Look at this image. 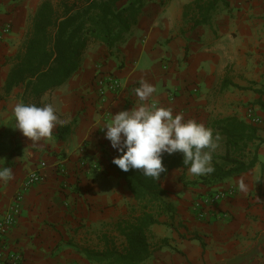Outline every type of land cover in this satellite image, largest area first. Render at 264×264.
I'll return each mask as SVG.
<instances>
[{
  "label": "crops",
  "instance_id": "1",
  "mask_svg": "<svg viewBox=\"0 0 264 264\" xmlns=\"http://www.w3.org/2000/svg\"><path fill=\"white\" fill-rule=\"evenodd\" d=\"M45 1L0 0V32L7 24L12 27L0 42V141L10 138L16 144L0 162L14 174L11 181H0V220L25 178L45 163L43 181L24 195L5 248L22 254L26 264H91L78 249L104 250L107 242L124 246L117 225L136 207L112 165L121 153L105 138L103 128L115 114L157 104L206 127L236 116L253 124L264 141L259 104H264V0H226L197 28L184 19L185 7L195 0H144L137 23L120 45L112 50L92 45L80 69L41 98L40 107L52 104L68 123L58 124L50 139L33 143L16 129L14 107L21 103L22 89L7 93L6 87ZM100 72L116 75L121 90L101 97L95 79ZM141 82L156 88L147 101L135 92ZM263 167L264 143L251 171L213 187H185L196 178L186 169L162 177L165 199L175 208L174 225L151 228L150 242L160 249L145 264H264ZM232 188L236 193L216 206L205 203Z\"/></svg>",
  "mask_w": 264,
  "mask_h": 264
},
{
  "label": "trees",
  "instance_id": "2",
  "mask_svg": "<svg viewBox=\"0 0 264 264\" xmlns=\"http://www.w3.org/2000/svg\"><path fill=\"white\" fill-rule=\"evenodd\" d=\"M122 1L43 2L11 69L6 92L21 87L20 101L40 107L39 102L46 93L63 86L80 69L84 55L92 45H104L109 50L120 45L137 23L144 5V0H132L129 5L121 6ZM220 3L225 4L226 0H195L185 7V22L193 23V28L206 24ZM259 104L264 108L262 102ZM208 128L221 137L212 153L215 171L196 176L195 180L185 182V187H213L251 171L258 163V151L264 141L253 124L230 116L214 120ZM220 144L223 153L218 152ZM183 160L180 152L165 153L163 163L167 172L162 173L161 178L174 169L187 170ZM112 165L126 182L137 205L130 218L117 225L124 246L107 242L104 250L78 249V252L91 264H145L160 249L150 242L151 228L174 225L175 208L166 201V192L159 181L144 176L142 170L125 172L114 163ZM163 217L169 218L166 223L161 222Z\"/></svg>",
  "mask_w": 264,
  "mask_h": 264
},
{
  "label": "clouds",
  "instance_id": "3",
  "mask_svg": "<svg viewBox=\"0 0 264 264\" xmlns=\"http://www.w3.org/2000/svg\"><path fill=\"white\" fill-rule=\"evenodd\" d=\"M156 88L141 82L135 89L141 101H147ZM16 129L33 143L50 139L58 124H67L61 119L52 104L38 107L34 104L18 103L14 107ZM105 138L121 155L113 163L122 171L142 170V174L157 181L167 172L163 163L165 153L183 154L187 171L194 176L211 174L215 171L212 153L217 149L220 134L196 120H185L182 115H173L171 108L142 104L131 110L115 114L106 127ZM14 178L10 167L0 168V181ZM241 190H246L243 182Z\"/></svg>",
  "mask_w": 264,
  "mask_h": 264
},
{
  "label": "built area",
  "instance_id": "4",
  "mask_svg": "<svg viewBox=\"0 0 264 264\" xmlns=\"http://www.w3.org/2000/svg\"><path fill=\"white\" fill-rule=\"evenodd\" d=\"M11 25H5L0 32V42H2L6 36L11 33ZM96 87L101 97H104L106 93H117L121 90L122 84L120 79L113 74L109 73H97L96 74ZM157 106V104H154ZM252 110V109H251ZM258 120L253 118V122L256 123ZM46 167L45 163H41L35 172L30 173L23 181L22 187L15 195V203L9 212L0 220V264H26L22 254L14 251H7L5 248V240L8 234L17 225L18 218L21 214V203L24 195L37 183L43 181L42 170ZM60 173H66L65 168L60 169ZM235 189L230 191H224L216 193L207 198L205 203L210 206H216L220 201L234 195Z\"/></svg>",
  "mask_w": 264,
  "mask_h": 264
},
{
  "label": "rangeland",
  "instance_id": "5",
  "mask_svg": "<svg viewBox=\"0 0 264 264\" xmlns=\"http://www.w3.org/2000/svg\"><path fill=\"white\" fill-rule=\"evenodd\" d=\"M58 2H55V4H57ZM16 144H14L13 140L10 138H7L4 141H0V162L1 160H4L5 158L8 157V155H10V153H12V151L14 150V148ZM224 149L220 144V147L218 149V152L223 153ZM207 200V198L205 199V201ZM135 206L137 207L136 203Z\"/></svg>",
  "mask_w": 264,
  "mask_h": 264
}]
</instances>
